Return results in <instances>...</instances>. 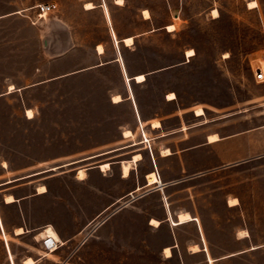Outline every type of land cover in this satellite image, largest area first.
Listing matches in <instances>:
<instances>
[{
    "label": "rangeland",
    "instance_id": "rangeland-1",
    "mask_svg": "<svg viewBox=\"0 0 264 264\" xmlns=\"http://www.w3.org/2000/svg\"><path fill=\"white\" fill-rule=\"evenodd\" d=\"M98 1L0 0V16L20 11L0 22V93L15 87L0 96V181L15 180L0 194L22 195L33 227L9 239L15 264H264V0ZM166 206L197 220L167 223Z\"/></svg>",
    "mask_w": 264,
    "mask_h": 264
},
{
    "label": "crops",
    "instance_id": "crops-1",
    "mask_svg": "<svg viewBox=\"0 0 264 264\" xmlns=\"http://www.w3.org/2000/svg\"><path fill=\"white\" fill-rule=\"evenodd\" d=\"M105 0H100V2L98 1L97 3H98V5L100 6V7H102L103 6V3H105L104 2ZM115 1L116 0H114V3H115ZM251 1H254V0H251ZM52 2V1H51ZM102 2V3H101ZM250 2V1H249ZM40 3V2H39ZM56 3V2H55ZM88 3V2H87ZM89 3H92V2H89ZM248 3V2H247ZM35 4H38V3H35ZM122 4H123V2H122ZM92 5L94 6V4L92 3ZM115 5H117V4H115ZM119 5H121V4H119ZM118 5V6H119ZM32 6V3H30L29 5H27V6H24L23 8H27V7H31ZM256 6H257V4H256ZM255 6V7H256ZM248 7V6H247ZM94 8V7H93ZM92 8V9H93ZM249 8V7H248ZM253 8V7H252ZM20 9H22V8H20ZM84 9H86L85 7H84ZM147 11H149V9H147V8H145ZM86 10H89V9H86ZM143 10V9H142ZM18 13H20V11H19V9L18 10H16V11H14V12H7V13H4L3 15H1L0 16V22L2 21L1 19H3V18H5V17H7V16H11V15H14V14H18ZM150 15V14H149ZM168 26V25H167ZM174 26V25H173ZM170 32H172V31H170ZM125 37H132V36H125ZM125 37H123V38H125ZM123 38H121V42L123 43ZM133 38V37H132ZM117 41V40H116ZM135 42H134V39H133V43L131 44V45H133ZM118 44V41H117V43L115 44V45H117ZM123 45L124 46H126L124 43H123ZM128 46H130V45H128ZM104 53V51L102 52V54ZM96 54L97 55H102V54H99L98 52H97V48H96ZM113 61H117V58H115ZM110 61H105V62H99L98 64H97V66H103V64L105 63H109ZM143 74V73H142ZM139 75V74H138ZM127 76V75H126ZM135 76V75H134ZM134 76H132V77H130V76H127L128 78H129V81H131V80H133V77ZM145 76V75H144ZM145 79H146V77H145ZM145 79L143 80V81H145ZM134 81V80H133ZM143 81H140V82H143ZM139 82V83H140ZM136 83V82H135ZM139 83H137V84H139ZM126 84V83H125ZM128 84V86H130V83L128 82L127 83ZM10 86H12L13 88L10 90L9 88H10ZM13 90H15V87L13 86V85H9L8 86V88L6 89V91H4V92H1L0 93V96H2V95H4V94H9V93H12L13 92ZM129 95H127L126 97H127V100H132V94H131V91L129 90ZM115 96V95H114ZM119 96V95H118ZM120 97V96H119ZM121 98V101H122V97H120ZM111 101H112V99H111ZM121 101L120 102H113L114 104H119V103H121ZM166 101H174V99H172V100H167L166 99ZM27 110V109H26ZM25 110V111H26ZM28 110H30V109H28ZM138 113V112H137ZM138 116H139V125H140V127L142 128L143 127V123L145 124V122H147V120H144V119H141V117H140V115H139V113H138ZM196 116V115H195ZM198 117V116H197ZM156 122H159L160 123V126H158V128H153V125H151V128H150V131H153V132H157L158 130H161V128H162V124H161V121L160 120H158V121H156ZM126 130V129H125ZM129 130V129H128ZM131 131V130H130ZM132 132V131H131ZM213 135V134H212ZM211 135V136H212ZM122 136H123V132H122ZM210 137V136H209ZM123 138H125V137H123ZM215 141V140H214ZM213 142V141H212ZM212 142H209L208 141V143H212ZM105 163H107V162H105ZM105 163H103V164H105ZM103 164H100V165H103ZM99 165V166H100ZM99 166H98V168H99ZM8 169V167H7V161L6 160H3V161H1V163H0V175L5 171V170H7ZM149 172H154V171H149ZM1 177V176H0ZM13 181H15V180H10V179H8V180H4V181H0V191H2L1 189L2 188H6L7 187V185H9V184H11ZM138 190V189H137ZM0 193H2V192H0ZM33 193H35V194H43V193H39L38 192V190H37V192H36V190L33 192ZM7 196H12L13 197V201L12 202H7L6 201V197ZM25 198L21 195H15L14 193H12V192H8V193H3V194H0V240L3 242V245H4V248H5V252H6V254H7V259H8V261H9V264H15V261H14V256H13V254H12V252H11V250H10V244H9V239L10 238H14V237H21V236H23V235H25L29 230H33L32 228L33 227H31V228H29V230H28V228L26 227V219H25V212L23 213V209H22V204H21V201H23ZM25 211V210H24ZM165 211H166V213H165V217H164V220H165V222H167V223H171V221L172 222H177V218H178V214L179 213H181V212H183V211H180V212H178L177 214H175V219H173L172 218V215H171V211H170V209L166 206V209H165ZM185 213H188V212H185ZM189 214V213H188ZM190 215V214H189ZM191 216V215H190ZM192 217V216H191ZM150 219H155V220H157V221H159L160 223H162V219H160V220H158V219H156V218H150ZM197 220V218H194V217H192V220H189V221H186V222H183V223H180V224H178V225H181V224H184V223H187V222H194V221H196ZM150 225V224H149ZM178 225H174V226H178ZM38 225H36V226H34V227H37ZM160 226V225H159ZM159 226H158V228H159ZM156 228V227H155ZM18 229H22L23 230V232L22 233H20V234H17L16 233V231L18 230ZM195 246H197V245H195ZM165 247H169L170 248V250H171V253H172V249L175 247V246H165ZM164 247V248H165ZM164 248H163V250H164ZM198 249L196 250V251H193L192 252V254H197V252H199L200 250H201V248H202V251L203 252H206L207 253V249H206V246H204V249H203V246H201V248H199V246L197 247ZM163 253H164V251H163ZM165 255V254H164ZM172 257V254H170V256H166L165 255V258H171ZM27 258H30V257H26L24 260H22V262H21V264H24V261L27 259ZM206 258H207V261H209L208 259H210L209 258V256H208V254H206ZM11 259H12V261H11ZM33 260V259H32ZM211 260V259H210ZM12 262V263H11Z\"/></svg>",
    "mask_w": 264,
    "mask_h": 264
},
{
    "label": "bare ground",
    "instance_id": "bare-ground-1",
    "mask_svg": "<svg viewBox=\"0 0 264 264\" xmlns=\"http://www.w3.org/2000/svg\"><path fill=\"white\" fill-rule=\"evenodd\" d=\"M121 2H122V0H116L115 4H119V3H121ZM247 6H248L249 8H252V7L254 8V7L256 6V2H254V1L248 2V3H247ZM84 7H85L86 9H91V8H93V5H92L91 3H86ZM104 11H105L106 13H108L107 10H106V7H104ZM143 14H144V16H145L146 18H148V16H149L148 11L143 10ZM213 14H214V15L217 14V11L214 10V11H213ZM167 29H169L170 31H173V26H172V25L167 26ZM123 42H124L125 44H127V45H128V44H131V43H132V38H131V37L123 38ZM96 48H97L98 53H99V54H102V52H103V48H101L100 46H97ZM187 55H188V56L192 55V51H187ZM133 78H134V80H135L136 82H139V81H142V80L144 79V75H143V74H139V75L134 76ZM10 88H12V87H10ZM168 97H169L168 99H172L173 94H168ZM117 101H120L119 96H114V97H113V102H117ZM202 114H203L202 109H197V110L195 111V115H196V116H201ZM26 116H27V118H31V117H32V111L27 109V110H26ZM158 126H160V123H159V122H155V123H153V128H158ZM130 135H131V131H130V130H125V131L123 132V137H129ZM214 140H217V136H216V135H212V136H210L208 141H209V142H212V141H214ZM138 158H139V155H135V156H134V160H137ZM108 168H109L108 163H105V164H103V165H100V170H101V171H105V170L108 169ZM129 169H130V164H129V162H124L123 165H122V171H123L124 173H126ZM80 174H81V171H79L77 175L81 176ZM147 180H148V183H149L150 185H151V184H156V183L158 182V179H157L156 173H154V172H149V174L147 175ZM41 189H43V187H41ZM13 200H14V199H13L12 196H7V197H6V201H7V202H12ZM234 204H235V200L232 199V200L230 201L229 206H232V205H234ZM189 220H191V217H190L187 213H179V214H178V222H185V221H189ZM151 224H155V225H157V224H159V223H158V221H156V220H151ZM19 233H21V230H19ZM44 233H45V235H46V236H45L46 238H50V241L47 243L48 247H53V246H54V243L58 241V237H57V235L55 234V232H54L51 228H47V229L45 230ZM197 249H198V248H197ZM164 251H165V253L167 254V256H170V249H169L168 247H166ZM11 261H12V259H11ZM11 263H12V262H11ZM25 263H26V264H32V260H31L30 258H28V259L25 261Z\"/></svg>",
    "mask_w": 264,
    "mask_h": 264
},
{
    "label": "built area",
    "instance_id": "built-area-1",
    "mask_svg": "<svg viewBox=\"0 0 264 264\" xmlns=\"http://www.w3.org/2000/svg\"><path fill=\"white\" fill-rule=\"evenodd\" d=\"M34 9L36 17L38 19H42L45 18L47 15L54 13L57 9V4L55 2L38 3L34 6ZM252 74L255 82L264 83V70L261 64H258L252 68ZM49 241H47L46 244Z\"/></svg>",
    "mask_w": 264,
    "mask_h": 264
}]
</instances>
